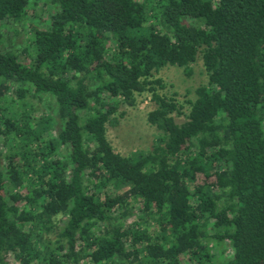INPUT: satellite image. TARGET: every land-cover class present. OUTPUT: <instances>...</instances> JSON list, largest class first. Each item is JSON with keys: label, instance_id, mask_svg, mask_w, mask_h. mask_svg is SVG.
I'll return each mask as SVG.
<instances>
[{"label": "trees", "instance_id": "trees-1", "mask_svg": "<svg viewBox=\"0 0 264 264\" xmlns=\"http://www.w3.org/2000/svg\"><path fill=\"white\" fill-rule=\"evenodd\" d=\"M198 56L183 113L154 74ZM0 264H264V0H0Z\"/></svg>", "mask_w": 264, "mask_h": 264}, {"label": "rangeland", "instance_id": "rangeland-1", "mask_svg": "<svg viewBox=\"0 0 264 264\" xmlns=\"http://www.w3.org/2000/svg\"><path fill=\"white\" fill-rule=\"evenodd\" d=\"M36 17H38L37 22L40 27L47 25L46 14L41 12L40 7L37 6L28 14L24 26L19 25L17 27L19 32L12 36L11 40L13 48L25 44L26 30L31 25L30 22L33 18ZM154 77L160 78L165 84L164 88L160 89L159 92L173 96L182 105L183 113L187 112V101L195 96V88L206 81V74L199 56L195 62L188 65V73H185L181 67L166 65L160 68L154 74ZM151 107L152 103L149 100L148 93L143 92L136 95V101L133 106H120L118 108V112L121 111L123 115L117 117L116 124L106 125V137L118 153L126 155L150 148L154 128L146 122V112ZM174 119L176 122H180L183 120V116L174 115ZM137 206L136 204L135 209Z\"/></svg>", "mask_w": 264, "mask_h": 264}]
</instances>
